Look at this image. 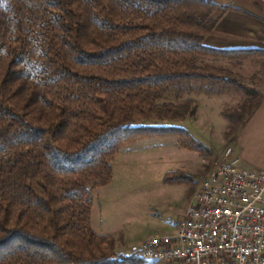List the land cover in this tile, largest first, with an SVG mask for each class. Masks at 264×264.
I'll list each match as a JSON object with an SVG mask.
<instances>
[{
  "label": "trees",
  "instance_id": "trees-1",
  "mask_svg": "<svg viewBox=\"0 0 264 264\" xmlns=\"http://www.w3.org/2000/svg\"><path fill=\"white\" fill-rule=\"evenodd\" d=\"M214 0H0V264H133L91 227L92 191L112 181L119 151L176 136L178 91L253 95L200 58L255 53L205 40L230 11ZM186 86V87H187Z\"/></svg>",
  "mask_w": 264,
  "mask_h": 264
},
{
  "label": "rangeland",
  "instance_id": "rangeland-1",
  "mask_svg": "<svg viewBox=\"0 0 264 264\" xmlns=\"http://www.w3.org/2000/svg\"><path fill=\"white\" fill-rule=\"evenodd\" d=\"M214 1L234 4L241 0ZM216 59L200 58V63L232 71L231 75L244 86L262 89L264 63L246 62L243 67L235 68L221 60L222 57ZM186 86L180 91L170 87L165 97L167 102L187 105L191 113L183 121L143 124L183 128L210 149L211 156L207 158L181 148L176 136L141 139L119 151L112 162V184L92 191V223L95 225L96 217L100 216L109 224L115 252L130 257L133 264H160L134 258L129 248L146 238L172 236L179 231L182 215L199 188L196 180L219 166L226 148L238 150L240 130L252 118L261 97L258 91L251 97L229 89L207 93L198 91L196 86ZM236 155L239 156L237 152Z\"/></svg>",
  "mask_w": 264,
  "mask_h": 264
},
{
  "label": "built area",
  "instance_id": "built-area-1",
  "mask_svg": "<svg viewBox=\"0 0 264 264\" xmlns=\"http://www.w3.org/2000/svg\"><path fill=\"white\" fill-rule=\"evenodd\" d=\"M196 184L199 196L179 231L132 245L131 256L160 264H264V171L241 168L228 147L212 176Z\"/></svg>",
  "mask_w": 264,
  "mask_h": 264
},
{
  "label": "crops",
  "instance_id": "crops-1",
  "mask_svg": "<svg viewBox=\"0 0 264 264\" xmlns=\"http://www.w3.org/2000/svg\"><path fill=\"white\" fill-rule=\"evenodd\" d=\"M253 2H257V7L246 0L236 1L232 4L238 10L228 12L214 33L205 40V46L213 49L255 52L246 56H230L221 59L225 60L230 67H243L246 62L264 63V12L260 11V9L264 10V0H253ZM202 58L217 60L216 57L211 56ZM249 88L254 92L251 97H254L257 91L261 95L259 105L251 115L252 118L249 122L240 130V139L237 142L238 150L231 146L230 148L232 157L239 159L241 168L264 171V84L260 90H254V87ZM236 152L239 156L236 155ZM101 207L102 203L100 202L98 208L101 209ZM93 208L91 212L92 229L97 234L110 236L111 228L100 216L96 217L95 225L92 223Z\"/></svg>",
  "mask_w": 264,
  "mask_h": 264
},
{
  "label": "bare ground",
  "instance_id": "bare-ground-1",
  "mask_svg": "<svg viewBox=\"0 0 264 264\" xmlns=\"http://www.w3.org/2000/svg\"><path fill=\"white\" fill-rule=\"evenodd\" d=\"M212 176V172L209 173L206 177H210ZM199 196V188L197 189L193 199H195V197ZM161 237H169V236H161ZM137 259H139L140 261H144V256H137Z\"/></svg>",
  "mask_w": 264,
  "mask_h": 264
}]
</instances>
